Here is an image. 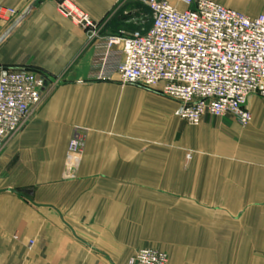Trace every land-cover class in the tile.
Instances as JSON below:
<instances>
[{
  "label": "crops",
  "instance_id": "1",
  "mask_svg": "<svg viewBox=\"0 0 264 264\" xmlns=\"http://www.w3.org/2000/svg\"><path fill=\"white\" fill-rule=\"evenodd\" d=\"M59 1L0 0L15 10L0 38L21 21L0 45V76L24 67L48 79L41 104L0 145V264H128L144 248L170 264H249V251L264 264V100L249 99L246 127L231 115L190 126L153 91L91 81L93 52ZM211 1L264 12V0ZM77 5L107 34L133 31V0ZM138 16L150 28V15ZM76 130L86 142L74 163Z\"/></svg>",
  "mask_w": 264,
  "mask_h": 264
},
{
  "label": "built area",
  "instance_id": "2",
  "mask_svg": "<svg viewBox=\"0 0 264 264\" xmlns=\"http://www.w3.org/2000/svg\"><path fill=\"white\" fill-rule=\"evenodd\" d=\"M138 0L150 13V28L133 11L137 30L107 34L77 0H60L58 10L85 33L93 52L91 81L119 80L178 104V118L199 126L205 115H231L252 122L248 101L264 100V12L251 17L211 0ZM15 10L0 6V20ZM48 79L31 68L3 69L0 76V145L16 134L41 104ZM85 130H76L70 157L83 154ZM33 243L31 242V245ZM129 264H169L161 251L139 250Z\"/></svg>",
  "mask_w": 264,
  "mask_h": 264
},
{
  "label": "rangeland",
  "instance_id": "3",
  "mask_svg": "<svg viewBox=\"0 0 264 264\" xmlns=\"http://www.w3.org/2000/svg\"><path fill=\"white\" fill-rule=\"evenodd\" d=\"M134 10H139V11H141L142 13H145V9H142V8L140 7V4H139L138 0H133V10H132V11H128L130 16L133 15V11H134ZM143 11H144V12H143ZM130 12H131V13H130ZM136 27H137V26H136L135 24H133V26H131V27L127 28V29H129V30H134V29H136ZM127 32H128V31H127ZM120 83H121V82H120ZM121 85H122V86H125V85H128V84H123V83H121ZM134 91H140V90H139L138 88H135V87L133 86V94H134ZM134 124H141V121H140L139 119H136V118H135V119L133 120V125H134ZM169 143H170V144H174V143H176V140H175V141H172V140H171ZM144 249H145V248H144ZM152 249H153V248H152ZM141 250H142V249H141ZM155 250H156V249H155ZM138 251H139V250H138ZM138 251H137V252H138ZM158 251H160V250H158ZM137 252H136V253H137ZM161 252H162V251H161ZM136 253H135V254H136ZM164 253H165V252H164ZM135 254H134V255H135ZM166 254H167V253H166ZM252 254H253V253L249 251V255L247 256V260H249V264H253L252 262H253V260H254V257L252 256ZM134 255H133L132 257H134ZM167 255H168V254H167ZM168 256H169V255H168ZM132 257H131V258H132ZM131 258H130V259H131ZM130 259H129V261H130ZM129 261H128V264H129ZM169 264H170V257H169Z\"/></svg>",
  "mask_w": 264,
  "mask_h": 264
},
{
  "label": "water",
  "instance_id": "4",
  "mask_svg": "<svg viewBox=\"0 0 264 264\" xmlns=\"http://www.w3.org/2000/svg\"><path fill=\"white\" fill-rule=\"evenodd\" d=\"M21 21L15 23L1 38L0 45L4 42V40L15 30V28L20 24Z\"/></svg>",
  "mask_w": 264,
  "mask_h": 264
},
{
  "label": "trees",
  "instance_id": "5",
  "mask_svg": "<svg viewBox=\"0 0 264 264\" xmlns=\"http://www.w3.org/2000/svg\"><path fill=\"white\" fill-rule=\"evenodd\" d=\"M140 4V3H139ZM140 7L142 8V9H145V13L147 14V15H150V13H149V11L142 5V4H140ZM135 30H137V27H136V29H134L133 31H135ZM120 30H116L115 31V33L114 34H116V33H118ZM14 68V67H13ZM6 70L7 69H11V68H5ZM32 70H36V71H39V70H37V69H34V68H31ZM39 72H41V71H39ZM44 74V73H43Z\"/></svg>",
  "mask_w": 264,
  "mask_h": 264
}]
</instances>
